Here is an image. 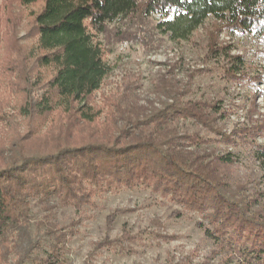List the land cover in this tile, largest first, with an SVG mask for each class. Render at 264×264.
<instances>
[{
	"label": "trees",
	"instance_id": "1",
	"mask_svg": "<svg viewBox=\"0 0 264 264\" xmlns=\"http://www.w3.org/2000/svg\"><path fill=\"white\" fill-rule=\"evenodd\" d=\"M17 3L42 5L32 14L30 50L18 41L17 21L4 20L0 10V90H11L0 102V124L8 118L6 109L13 108L29 123L48 126L0 142V264L67 263L66 234L49 220L33 223L35 201L48 212L61 208L80 214L93 207L96 196L136 187L197 214L217 264H264V192L250 196L225 171L238 164L243 149L264 167V121L251 120L227 134L218 125L224 116L218 106L185 102L172 93L171 105L163 103L161 109L121 107L109 99L104 109L92 103L112 72L106 40L130 41L161 31L188 41L210 21L206 61L222 65L226 82L264 86V75L246 74L244 57L233 55L217 35L264 39V0ZM256 91L254 98L262 92ZM188 121L200 130L182 131L181 122ZM218 146L225 150L217 152ZM128 242L136 239L107 237L95 247L123 251Z\"/></svg>",
	"mask_w": 264,
	"mask_h": 264
},
{
	"label": "rangeland",
	"instance_id": "2",
	"mask_svg": "<svg viewBox=\"0 0 264 264\" xmlns=\"http://www.w3.org/2000/svg\"><path fill=\"white\" fill-rule=\"evenodd\" d=\"M2 1L1 17L17 21L18 41L30 50L34 44L33 39H28L32 14L42 3L24 8L17 0ZM213 24L212 21L207 23L188 41L172 40L161 31L130 41L106 40L105 58L112 72L104 80L101 90L92 96V103L104 109L109 99L121 107L134 103L161 109L163 103L171 105V95L177 94L178 99L185 102H208L218 106L224 114L222 118L219 115L218 125L227 134L248 125L251 120L263 122L264 86H256L248 80L226 82L221 78L222 65L213 60L206 61L207 33ZM150 29L151 26L144 27L142 32ZM217 35L220 44L233 49V55L244 57L246 74L252 77L264 75V39L249 35ZM162 83L167 84L166 89ZM256 89L262 92L254 98ZM2 90L0 102L3 103L11 90L8 87ZM5 115L7 120L0 124L1 143L10 142L18 132L26 135L38 128L39 132L47 130L48 123H29L18 117L13 108L6 109ZM180 127L189 133L200 130L192 121L181 122ZM214 148L217 152L225 150L224 146ZM244 150L238 164L225 171L235 183L243 184L247 188L243 192L251 196L264 192V167L254 163ZM32 214L33 223L49 220L56 225L57 232L66 234V264L218 263L212 243L204 236L200 217L168 201L161 203L158 195L143 188L121 189L96 196L93 207H85L80 214L61 208L48 212L35 201ZM109 216L115 218L107 221ZM126 234L136 239V243L128 242L125 250H96V244L105 238L114 240Z\"/></svg>",
	"mask_w": 264,
	"mask_h": 264
}]
</instances>
